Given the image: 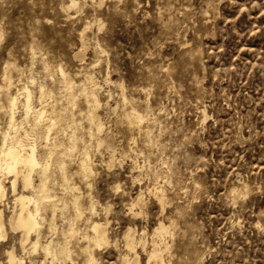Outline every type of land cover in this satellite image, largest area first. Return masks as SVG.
<instances>
[{
	"label": "rangeland",
	"instance_id": "1",
	"mask_svg": "<svg viewBox=\"0 0 264 264\" xmlns=\"http://www.w3.org/2000/svg\"><path fill=\"white\" fill-rule=\"evenodd\" d=\"M70 1L0 0V87L6 88L5 75L13 93L28 86L38 109L45 85L57 96L62 117L53 136L65 168L54 166L51 181L62 209L43 207L42 242L70 241L75 262L84 264V236L98 221L107 222L111 241L97 250L98 264H122L124 256L136 255V264H148L155 246L162 248V261L152 264H264V0H77L74 9ZM60 68L79 94L76 149L69 144L71 106ZM90 75L101 87L99 135L111 134L101 147L96 132L88 135L81 93ZM46 98L44 104L54 102ZM133 111L142 123L126 121ZM16 115L22 133L35 128L34 117L24 120L22 105ZM8 119L0 109V146ZM36 136L44 158L48 148L42 134ZM86 154L94 169L87 180L81 172ZM8 193L0 264H8L6 252L13 249L26 264H41L44 253L25 254L21 233L9 226L14 197ZM75 196H81L82 218L75 216ZM138 198L142 213L134 217L130 208ZM160 221L171 232L154 239ZM71 227L80 228L76 237ZM131 231L142 238L136 254L126 248Z\"/></svg>",
	"mask_w": 264,
	"mask_h": 264
},
{
	"label": "bare ground",
	"instance_id": "2",
	"mask_svg": "<svg viewBox=\"0 0 264 264\" xmlns=\"http://www.w3.org/2000/svg\"><path fill=\"white\" fill-rule=\"evenodd\" d=\"M70 2H71V7H73L71 9H74L75 6L77 7V0H71ZM82 42H83V47H85L84 39ZM77 56H80V53ZM46 69H48V65H46ZM59 72L62 76L61 78L62 80L60 82L62 87L64 88L65 97L67 98L66 102L71 106L69 107V110L66 109L68 111H71L70 113L68 112L69 120L68 119L67 120L69 122L66 121L67 123H70L69 126L71 128L70 139L68 138L70 140L69 142L70 149H76L79 145V141H80L79 132L81 130L79 126V120L75 116L74 110L78 106L77 97L79 96V94L78 92H76L75 83L67 77L65 71L62 68H60ZM93 77L95 76L90 75V78L86 79V83L84 82L85 84L81 89V93L86 98L85 103L87 102L88 105L86 118L91 125L90 132L88 134L90 135L91 138H93L95 132L97 133V135H99L104 131V123L102 122L101 117L98 114V110L102 105L98 92L100 91L101 87L97 84L98 82H96ZM3 79L6 82V88H2L1 86L0 91L1 90L5 91L7 104L5 106L3 104L0 105V109H3L5 113L9 116L8 120L10 126H9V131L3 132L5 133L4 141L2 140L3 145L0 146V232H1L0 241L6 237L5 234L6 223L4 217V210L1 209V207L5 204L8 198V194H9L8 192H10L11 196L14 197L13 200L14 210H13V215L10 217L8 223L12 230H16L21 233L20 246L23 252L25 254L27 253L31 254L41 250L44 253V257H45V260H43L41 264H46L48 260H50V264H77L74 260L75 251L70 246L71 244L70 241L64 242L61 241V239L60 240L57 239L56 237V238H51L52 240L47 241L45 244L42 242L44 235L43 226L45 223V217L43 216V211L46 208L45 207L43 210V207L44 206L48 207V205H51L53 210H55L54 212H56V210L62 209L60 208V205L57 204L59 198L57 199L58 197L56 195L57 193L56 194L54 193L53 187L51 185V181L53 178L52 171L56 168V166L58 165L57 167L60 166L62 169L65 168L64 167L65 164L63 162L58 161L59 158H62L59 155L63 153L61 144L57 140V138L53 136V132L57 130V128L62 123V117L60 116L59 105H58L59 100L57 96L54 94L53 90L46 91L44 85L41 87L39 94L41 107L37 109L34 106V97L32 91L29 89L28 86H24L22 89H18L16 93H13L11 91V87H13L12 78L5 75ZM24 94L25 96H21ZM46 97L53 98L54 102H52L51 104H46V103L44 104L45 102L44 98ZM20 105L23 106L25 111L24 120L29 121V119L32 116L36 121L35 128L31 127V130H25L23 131V133L22 131H20L19 128L20 124H22L23 121H19L16 115ZM65 114H67V112ZM124 117H126V115H124ZM143 119H144L143 116L139 112L133 111L131 116L129 117L127 116L126 121L129 124H132L134 121L135 123L136 122L142 123ZM12 134L14 135L12 136ZM41 134L44 138L43 143L46 144L45 146H42L44 145L42 143L41 146L44 148L45 147L48 148L47 156L45 154L44 156L46 157L44 158L41 157V155L38 152L40 148L39 142L33 139L35 137L37 138L36 135H41ZM110 136L108 134V137H106L107 139H105L104 136H103L104 139H102L99 135V138L97 140V146L101 147L106 141H110L108 140ZM62 140L64 141V139ZM108 149L111 152H114V148L111 146L110 142ZM69 153H71L70 150ZM65 154L67 155V152H65ZM58 156L59 158L57 160ZM89 157L90 155L88 156V158H85L81 161V172L86 180L87 178L93 176L94 174L93 165ZM110 163L111 165H109V167L113 165V160H111ZM54 166L55 168L53 169ZM66 175H64L63 177L64 179L67 178ZM36 176L39 177L40 180L39 184H36L35 182ZM19 183L22 184V190L18 189ZM7 184H10V186H7ZM156 190H155L156 192L155 195L157 196L159 201L163 203L164 194L162 189L161 190L159 189L157 191ZM142 202L143 199L140 198L137 202L132 204V207L130 208V213L132 216L136 217L142 213V211L140 212L137 211L138 206H141ZM72 204L74 205L73 207L75 208L74 210L76 212L75 216L78 218H82L85 212L81 204V196H75ZM63 210L66 209H64L63 207ZM88 210L92 213V215L96 214V206L93 202L90 203ZM75 216L74 218H76ZM56 227L57 226L54 224L50 226L53 235L57 234ZM107 228H108L107 222L100 223L98 221H93L90 228L91 235L86 234L84 236V238L88 242V245L84 248V252L86 254V260L84 264H98V259L96 257L97 250H99L103 246L110 244L111 242ZM79 229L75 227L74 228L71 227L70 235L72 237H76ZM169 231H170V227L166 225L163 221H160L157 227L155 228L153 238L155 239L156 235H163ZM133 233L134 232L132 233L129 232L125 236V241H126V248L132 253L136 254L135 252L136 247L139 243L142 242V238H136L137 235L135 236L133 235ZM144 234L146 233L144 232L142 236H144ZM156 244L157 243H155V245ZM161 249L156 246L154 247V250L149 254L148 264H152V262L154 261H158V262L162 261ZM6 254H7L8 264H26L25 257L17 255L14 249L7 251ZM137 262H138L137 255L133 260H130V258L128 259V257L126 256H124L122 260V264H134V263L136 264Z\"/></svg>",
	"mask_w": 264,
	"mask_h": 264
}]
</instances>
